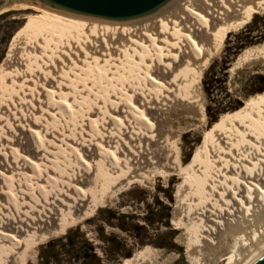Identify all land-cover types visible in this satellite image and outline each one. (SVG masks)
<instances>
[{"label": "rangeland", "instance_id": "rangeland-1", "mask_svg": "<svg viewBox=\"0 0 264 264\" xmlns=\"http://www.w3.org/2000/svg\"><path fill=\"white\" fill-rule=\"evenodd\" d=\"M85 23L88 25L80 26L66 18L47 14L44 11L23 5H16L15 8L0 12V160L16 168L19 165H25L24 159H26L27 153L25 148L23 149L20 145L24 143L22 131L28 129L26 127L31 121L34 124L38 123V125L35 124V127L37 130L39 128V132L37 135H35L36 132L31 134L33 136L30 137V142L32 141V145L43 151L50 145L49 135L46 136L44 130L46 132L51 129L49 130L51 136L61 134L63 131H66L71 137V134H73V139L69 140V144H57L51 149L47 170L52 172L53 175L51 173L49 188L45 189L46 187L38 186L35 182L36 178L41 179L45 175V170L42 167L33 169V178L27 179L21 176V180L18 177L19 173H16L12 177L6 176V178L0 179H5L1 182L5 188V196L7 197L10 194L7 197L10 206L15 205L13 209L19 208V194H22L23 191L33 207L42 205V203L49 202L51 191H58L61 186V188L65 187L70 177L81 178V175L91 173V171L93 174V179L86 186L88 191L85 192V195L83 194L85 198L87 195V198L89 197L86 198L89 205L87 204L86 209L83 211L87 212L88 215L82 213L79 217L74 215L68 217L67 225H65L66 229L63 233H56L47 238H27L25 246L23 245V248H20L22 253L19 256V261L17 259L14 264H230L233 258L226 259V250L223 246L226 235L224 237L221 229L223 230L225 227L222 217L226 215L225 218L228 217V220L232 217L228 214V207L223 201L221 202L220 194L216 190L213 192L214 189H210V187L211 184L219 182L216 181V177L219 176V167L228 163L225 162L220 166L221 162L227 161L231 157L223 149L228 146L231 148L238 143L236 149L241 148L240 142L246 136L264 134L262 131L264 130V123L260 122L264 120V11L260 14L251 13L249 21L239 24L232 31L221 32L220 42L214 50L209 51L206 61L203 60L197 68L198 72L197 69L190 70L191 72L188 71L187 83L189 85L184 88L185 92L180 90L182 95L180 94L181 97L180 95L179 97L184 101L183 98L188 95L185 103L189 105V109L180 105L171 107L170 104H164L163 107H168V111L173 114L177 113L176 115L182 113V115L174 118L173 128L170 129L168 138L161 141L163 142L161 146L164 157L161 162L154 159L152 163L148 162L147 168L140 165L142 168L139 170L137 168L138 162L130 161V164L126 166L127 168L125 167L126 172L120 171L119 174L117 173L118 176L117 174L114 175L115 178L109 172V167L111 165V167L119 169L122 166L119 151L103 147L104 149L100 153V155L103 154L101 155V159H104V161H101L103 163L100 162L101 166L98 164L95 169L91 170L92 168L85 164V160L81 159L83 155L76 146V141L80 142L82 137L86 138L85 140L90 137L97 142L105 140L102 135L106 130V117L109 113H114V109L119 111L121 106L125 109V117L115 122L110 119L111 122H109V127L112 128H109L111 130V132L109 131L111 140V133L116 136L117 134L123 135L128 129L129 134L131 132L134 135L137 134L138 140L145 133L153 134L152 131L156 129L155 123H148L145 114L143 118L142 114L144 112L139 111L140 109L133 108L131 110L133 103L134 105H137V103L132 93H130L129 87L144 89L149 96L151 95L152 98L157 99L160 104H162L161 99H163L165 88L162 86L159 88L160 85L158 88H154L155 86L150 84V79L148 80L144 76L145 67H152L156 65V62H159H148L151 56V60L155 59L153 51L148 50L147 53L143 54L142 50L137 49L136 51L135 49L134 53L136 55L124 54L122 62L118 60L116 63L117 68L112 71L110 65L107 64L109 62H105V58L110 53L106 49H109L111 43H113V35L104 33L99 29L97 34L93 33L95 34L94 38L93 34H87V31L92 30L93 26L90 25L94 23ZM108 23H101V25H107ZM108 25L125 28L136 27L121 24ZM44 31L48 34H45ZM42 33L45 36L40 35ZM37 37L42 38H38V41ZM50 37L52 40H49ZM99 37L102 38L99 39ZM48 41H51L52 44ZM72 42L74 48H97L98 50L102 47L101 55L104 62L102 61L101 64L93 59L92 64L91 62L88 63L83 67V70L68 72L69 77L67 74L63 75L65 81H67L66 83L70 82L71 87L73 86V89H71L80 97L76 104L78 110L73 105L67 104L69 101L66 99H61V97L49 93V95H45V101L47 100V102L44 106L46 108L48 105L46 109L53 108L52 111L55 114L51 116H55V118L53 117V119L50 116L48 118L49 124L45 125L40 115L43 107L39 104L41 85L44 82L42 80L48 77L49 70L53 65L55 66L59 55L65 52ZM82 44H84V47ZM35 45L38 48L40 45H44L45 51L47 50L44 60L37 54L40 49L34 51ZM28 47L31 49L29 50ZM46 47L50 49L48 50ZM54 58L57 60L55 59V61ZM158 58L162 60L160 57L156 59ZM106 59L109 60V58ZM41 62H47V64L42 63L41 65ZM45 70L48 71L45 72ZM113 72L116 74H113ZM126 95L129 98L127 100L125 99ZM53 98L57 101L51 100ZM59 100L61 103L62 101L67 102H64V106L63 103H60L61 106L58 105ZM68 105L73 111L75 109V113L69 109ZM208 107L211 109L208 110ZM135 110H138V112ZM92 111H98L101 120L100 118H93L88 125L89 134L86 135V132L84 134L79 131L81 129L79 126H82L87 114ZM130 112H132V115ZM157 113L159 115V112ZM137 114H140V116ZM50 118L52 119L50 120ZM140 119L142 120L140 121ZM129 120L131 125L128 122ZM217 120L219 124H216ZM125 121L129 124L127 125ZM39 124L41 125L39 126ZM149 126L154 128L152 129ZM77 131L79 132L78 135L81 134L82 136L75 135ZM74 150H77V152L79 150L80 153L78 154L80 155L78 156ZM104 153L109 154V156ZM200 172L202 173L201 177H199ZM257 173V169H254L252 175ZM19 179L21 184H19ZM40 191L44 193L42 194ZM243 195L245 196V193ZM47 199L48 201H46ZM217 201H220V203ZM216 206L218 207L216 208ZM211 207L213 210H208ZM224 207L227 209L225 210ZM111 213L116 214V216H112ZM229 213L231 212L229 211ZM179 214L181 216L177 221L176 218ZM239 215L236 213V216ZM208 218L217 221L216 224L206 222ZM259 228H261L260 225L258 231L262 229L259 230ZM209 233L212 235L208 236ZM211 240L213 244L210 243ZM219 242L222 245H219ZM128 256L132 259L129 260ZM231 256L233 257V255Z\"/></svg>", "mask_w": 264, "mask_h": 264}, {"label": "bare ground", "instance_id": "bare-ground-1", "mask_svg": "<svg viewBox=\"0 0 264 264\" xmlns=\"http://www.w3.org/2000/svg\"><path fill=\"white\" fill-rule=\"evenodd\" d=\"M16 5H23V6L28 7V8H36L38 10L44 11L47 14H51V15L53 14L57 17L66 18V19L70 20L71 22H73L74 24H77L80 26H87L88 24L85 22L94 23V24L90 25V26H93L92 30L87 31L88 35L93 34V33L97 34V30H99V29L102 30L104 33L112 34L114 41H113V43H111V41H110L111 46L109 49H106V50H109V52H110L108 57H106V58H109V60L105 58V60H106L105 62L106 63L109 62L107 64L110 65V70H112V71H114V69L117 68L116 63L118 62V60H119V62H122L124 54L126 55L129 53V54L134 55L135 49H136V51H137V49L142 50L143 54L147 53L148 50H151V51H153L155 59L151 60L152 59L151 58L152 56H151L148 62L159 61V62H156V65H153L152 67H145L146 69H144V70H146V71L144 72V74H145L144 76L147 77L148 80L150 79V81H151L150 84H151V86H155L154 88H158L159 85H160L159 88L161 86L165 88L163 99H161L163 105L160 104L157 101V99L152 98L151 95L149 96L148 93H146L144 91V89L138 88V87H134V88L129 87L130 88L129 91H130V93H132L133 97L135 98V102L137 103V105H134V103H133V105L131 106V103H129V101H128L129 105L132 108L131 110H133V108L134 109H140L139 111L144 112L142 114L143 118H144V114H145L146 120H148V123H150V124H151V122L155 123L156 129L154 131H152L153 134H146L145 133L144 135L139 137L140 140H138L137 134L134 135V134H132V132L129 134L127 132L129 130L128 129L125 131L126 133L123 135L117 134V136H116L113 133H111V138H112V140H111L110 136H109V134L111 132V130H109V128H110L109 122H111V120H112V122H113V120L115 122V121L121 120L123 117H125V113H126L124 111L125 109L123 106H121L119 111H117V109L113 108L115 110L114 113H112V114L109 113V115L107 116L108 118L106 117V123H105V129L106 130L104 131V135H102V136H104L105 140H101L100 142H97V141L92 140L90 137H88L87 140H85L86 138L82 137L80 142L76 141V146L81 151V155H83L82 156L83 158H81V159L85 160L84 161L85 164L88 165L89 167H91L92 168V169L90 168L91 170L95 169L101 161H104V159L103 160L101 159V155H103V154L100 155L101 151L104 149L103 147L109 148V149L112 148L114 150L119 151V156H120V160L122 162V166L120 165L121 167L119 169H116L114 167H111V165H110L109 172H111V174L113 176L117 173L119 174L120 171L126 172L125 167L128 166V164H130V161H137L138 162L137 164H139V165H137V168H139V170H141V168H142L141 166H143V168L146 167L148 162L152 163V161L154 159L155 160L157 159L161 162L162 158H164L163 152H162V146H161V144H163V142H161V141L163 139L166 140L168 138L169 131L171 128H173L172 122H173L174 118L175 117L177 118L178 116L182 115V113H180V115H176L177 113L173 114L172 112L168 111V109H167L168 107L167 108L163 107L164 104H170L171 107L172 106L175 107V105H180L181 107L184 106L185 108L189 109V107H188L189 105L185 103V99L188 97V95L186 96V98H183L184 101L182 99H180V97L182 95V93H180L181 92L180 90L184 91V88L188 87V85H189L187 83L188 71L196 70L200 66V64L203 60L206 61V59L208 58V55H209V51L214 50L216 48V46L218 45V43L220 42V33L221 32L232 31L239 24L249 21L251 13L260 14L262 11H264V0H175L172 3H170L166 8H164L161 12H159L158 14H156L150 18H147V19H144L141 21L131 22V23H110V22L108 23V24H121V25L136 26L134 28H125V27H119L116 25H111V26H109L108 24L107 25L106 24L101 25V23H106V22L99 21V20L97 21L94 19L93 20L87 19V18L86 19H79L78 17H75L73 15H70V14H67L64 12L53 11L49 8H46V7L37 5V4H33V3H28V2H25L22 0H13L10 4H6L2 8H0V12L7 10V9L15 8ZM56 13H58V14H56ZM97 22H100V23H97ZM49 31L51 32L52 29ZM54 31H56V30H54ZM44 33H45V31H44ZM37 34H38V32H37ZM37 34H35V35H37ZM45 34H48V33H45ZM95 34H93V36ZM40 35H43V33ZM53 35H55V34H53ZM43 36H45V35H43ZM32 37H34V36H32ZM39 37H37L36 39L38 40ZM89 37H87V38L89 39ZM41 38H39V39H41ZM94 38H95V36H94ZM101 38L99 37V39H101ZM53 39H55V38L53 37ZM33 40H34V38H33ZM37 40H36V42H37ZM49 40H52V38ZM71 40H69V41H71ZM43 43L45 44V41ZM49 43H51V41ZM53 43H54V40H53ZM76 43H78V42H76ZM106 43H108V42H106ZM32 44L34 45V43H32ZM98 44H99V40H98ZM29 45H27V46H29ZM46 45H47V43H46ZM82 45L84 47V44H82ZM43 46L44 45H42V46L40 45V47L38 48L35 45V47L34 46L33 47H34V51H35V49H36V51H38L37 49H40V51H38L37 54H39V57L43 58V60H44L45 59L44 55L47 52V50L45 51V47H43ZM30 47H28L29 50L31 49ZM101 48L98 49L99 51L97 50V48L96 49H92V48L91 49L90 48L80 49L78 47L74 48V44L72 42L70 44V46L68 47V49H66L65 52H62L59 55L58 60L56 59L58 56L56 58H54V60L56 59L57 61L56 60H55L56 62L54 61L55 66L53 65L54 66V67L52 66L53 68L51 66H50L51 67L50 70L48 68V70H49L48 77L46 79H44L41 76V78L44 79V80H42L44 82H43V85H41L42 90L39 94V96H40V99H39L40 103L39 104L41 107H43V109L41 108L42 113L41 112H38V113H41L40 115H41V118L44 120L43 123L45 125L49 124L48 118L51 115L55 114V112L52 111L53 108L46 109L48 105L45 108L44 104H45V102H47V100L45 101V95H47V94L49 95V93L50 94L53 93L55 96L61 97V99L64 98L67 101H69V102L66 101L67 104L69 103V105H71V106L73 105L74 107H76V104L80 100L79 99L80 97L78 96V94H76L75 91L72 90L73 86L71 87V84H69L70 82L68 81L69 83H66L67 81H65V79H64V76H65L64 74H67L68 72L69 73L74 72V71L79 72L80 70H83L84 69L83 67L85 65H87L88 63H90L93 59H96V61H98V63L99 62L101 63L104 59L101 55L102 54L101 52L103 50V49L101 50ZM46 49H48V48L46 47ZM51 49L53 50V48H51ZM26 54L28 55V52ZM37 54H35V55H37ZM146 55H144V56H146ZM49 56H51V55H49ZM157 57H160L162 60L163 59L164 60L162 61L159 58L156 59ZM147 58H149V56H147ZM254 58H256V57H254ZM29 60H31V59H29ZM96 61H94V62H96ZM38 63H39V61H38ZM42 63L47 64V62H41V65H42ZM145 63H147V62L145 61ZM46 64H45V66H47ZM91 64H92V62H91ZM152 64H155V63H152ZM39 65H40V63H39ZM239 65H241V64H239ZM36 67H37V64H36ZM85 68H87V67H85ZM47 71L45 70V72H47ZM37 72H38V70H37ZM197 72H198V69H197ZM17 73H18V71H17ZM73 74L75 75V73H73ZM113 74H116V73L113 72ZM191 74H189V75H191ZM67 76H68V74H67ZM76 76H77V73H76ZM72 77H74V76H72ZM36 78H38V77H36ZM149 82H148V84H149ZM43 93H44V95H43ZM179 95H180V97H179ZM55 96H52V97H55ZM128 96L130 97V95H128ZM100 99H102V98H100ZM115 99H116V97H115ZM125 99L126 100L129 99L127 97V95H126ZM51 100H56V99L53 98ZM64 102L62 101L63 106L66 103V102L65 103ZM155 102H157V103H155ZM60 103H61V101L59 102L58 105L62 104V103L61 104ZM79 104H81V103H79ZM193 104H194V101H193ZM54 105H56V104H54ZM74 107H72V108H74ZM63 108H66V107H63ZM69 109H71L70 106H69ZM71 110L73 111V109H71ZM77 110H78V108H77ZM74 111H75V109H74ZM136 112H138V110ZM157 112H159V115ZM89 113H92V114H89ZM89 113L87 114L86 118L84 119L82 126L81 125L79 126V128L81 127V129L80 130L78 129L80 132H83L84 134L86 132V135L89 134V130H87V129H88V125L92 121V119L93 118L94 119L100 118V120H101L100 113L98 111H92ZM130 113L132 115V112H130ZM6 114H8V113H6ZM140 114H141V112H140ZM140 114H137V115L140 116ZM51 117L55 118V116H51ZM52 118H50V120ZM104 119H105V116H104ZM141 120L142 119H140V121ZM176 121L178 122V120H176ZM100 122H102V121H100ZM104 122H105V120H104ZM125 122L127 123V121H125ZM128 122L130 123V120ZM68 123H69V121H68ZM118 123H119V121H118ZM129 123H127V125ZM35 124L38 125V123H35ZM35 124L32 121L29 122L28 126L26 127L28 129H25V130L23 129V131H22L24 143L23 144L20 143L21 144L20 146L23 147V149L25 148V151L27 153L26 159H24L25 165L24 166L19 165V167L16 168V167H12L11 164H5L0 160V179H2L4 177L6 178V176L12 177L16 173H19V175H18L19 178L21 176L22 177L24 176L27 179L33 178V175H34L33 169L34 168L40 169L42 167V169L44 168V170H45L44 171L45 175L41 179L36 178L35 182L38 184V186L46 187L45 189H47L50 187L49 186L50 185L49 180L51 179V173H52V172H49L47 170V164H49L48 162L50 160L51 149H52V147L56 146L57 144H65V143L69 144L70 143L69 140L73 139V134H71L72 135V137H71L66 131H63L62 133H64V135H62V133L61 134L59 133V134H54L53 136H51V134L49 132V130H51V129H48L46 132L44 130V134L46 136L49 135L50 145L46 148L45 151H43L42 149L40 150V148H38L37 146L35 147L34 145H32V141L30 142V140H31L30 137L33 136L31 134H33V133L35 134V132H36L35 135H37V133L39 132L38 131L39 128L37 130V128L35 127ZM40 125L41 124H39V126ZM130 125H131V123H130ZM66 128H67V126H66ZM150 128L153 129L154 127H150ZM58 129H59V127H58ZM73 129H75V128H73ZM110 129H112V128H110ZM130 129L132 131V127ZM103 130H104V128H103ZM262 131L264 132V130H262ZM257 132L259 133V131H257ZM78 134H79V132L77 131L75 135L82 136L81 134L80 135H78ZM262 134L259 133V134H257V136H254V134L246 136V138H244L242 140V142H240L241 143L240 145L242 146L241 148L238 147L239 149L238 148L236 149V146H238V144H239L238 143L235 146L231 147L228 151H225V153L230 154L231 157H229L230 159H227V161L221 162L220 166L225 164V162H228V163H227V165H223V166L219 167V171H218L219 176L217 175L218 176V177H216L217 179L215 178L216 181L217 182L219 181V182L211 184V187H210V189H214V190H212L213 192H215V190H216V192L220 194L221 202L223 201L225 203V205L228 207V209H229L228 214H229V216L232 217V218H229V220H228V217L226 219L225 218L226 215H224L222 217L223 220L220 219V220L225 222V227L223 228V230L221 229V231L224 233V237L226 235V238H225L226 241H225V244L223 245L225 250H226V253H225L226 259L233 258V260L231 261L230 264H254L259 258H261L264 255V226H263L264 225V134L263 135ZM78 140H80V139H78ZM104 143H105V145H104ZM101 145H102V147H101ZM79 150H78V152H77V150H74V151H76L78 154V153H80ZM17 153H18V151H17ZM109 153H110V151H109ZM79 155L80 154H78V156ZM105 155L109 156V154H107V153ZM224 157H225V155H224ZM102 158H104V157H102ZM113 158H114V156H113ZM114 160H117V159H114ZM106 161H107V159H106ZM117 162H120V161H117ZM101 163H103V162H101ZM116 166H117V164H116ZM163 166H165V165H163ZM163 168H165V167H163ZM254 169H257L258 173L255 175H252V172ZM38 171H40V170H38ZM73 172H75V171H73ZM254 172H256V171H254ZM41 174H39V175H41ZM118 174H117V176H118ZM39 175H37V176H39ZM52 175H53V173H52ZM119 176H121V175H119ZM78 177H79V175H78ZM114 178H115V176H114ZM20 179H19V184H21ZM59 179H63V178H59ZM92 179H93L92 171H91V173H88V174L86 173L85 175H81V178L70 177L69 180L66 182L65 187L61 188L62 187L61 186L60 190H58V186H57L58 191H53V190L51 191L52 194L51 195L49 194L50 195L49 202H46L44 204L42 203V205H38L35 207H33L30 204V200L28 199V196H26L24 191L21 192L22 191L21 190L20 192L22 194H19V208H17V209H13V207L15 208V205L14 206L11 205L12 207L10 206L9 199L7 198V197H9L10 194H8L7 197L5 196V188L1 182V181H4L5 179L0 180V264H14L17 261V259L19 261V256L22 253V250L20 251V248L21 247L23 248V245L25 246V244H26L25 242H27L26 241L27 238H29V237L30 238L34 237V239H37L39 237H41V238L46 237L47 238V237H49L53 234H56V233H63V231H65V229H66L65 225H67L68 217H70L72 215H74L75 217L76 216L79 217L82 215V213H86L88 215L87 212H83L86 209V206L88 204V202L86 200L88 195L86 196V198L84 197V195H85V192L88 191L86 186L89 184V181H91ZM7 180H8V178H7ZM29 186L31 187V185H29ZM20 188H21V186H20ZM40 192L42 193V191H40ZM243 193H245V196L243 195ZM88 194H89V192H88ZM10 198H12V197H10ZM46 201H48V199ZM211 201H212V199H211ZM217 202H216V205H217ZM17 203H18V201H17ZM218 203H220V201ZM34 205H37V204H34ZM217 207L218 206H216V208ZM209 209H212V207L208 208V210ZM226 209L227 208H225V210ZM229 211L231 213H229ZM214 213H215V211H214ZM236 213L240 214V215L236 216ZM73 220H75V219H73ZM220 220H219V222H220ZM206 222H210V224L214 225V223L216 224L217 221H215V220L212 221L211 219L208 218L206 220ZM207 224H209V223H207ZM220 224H222V223H220ZM222 225H224V224H222ZM259 225L262 228V229L259 228V230L261 229L260 231H258ZM203 228H205V227H203ZM219 232H220V230H219ZM211 235L212 234H210L208 236H211ZM222 236H223V234H222ZM218 237H219V235H218ZM216 241H218V240H216ZM210 243H212V240ZM214 244H216V243L214 242ZM219 245H222V243L219 242ZM219 247H221V246H219ZM214 254H216V253H214ZM231 255H233V257ZM20 261H21V258H20Z\"/></svg>", "mask_w": 264, "mask_h": 264}, {"label": "water", "instance_id": "water-1", "mask_svg": "<svg viewBox=\"0 0 264 264\" xmlns=\"http://www.w3.org/2000/svg\"><path fill=\"white\" fill-rule=\"evenodd\" d=\"M13 0H0V8ZM53 11L110 23H131L150 18L175 0H22ZM254 264H264V255Z\"/></svg>", "mask_w": 264, "mask_h": 264}, {"label": "trees", "instance_id": "trees-1", "mask_svg": "<svg viewBox=\"0 0 264 264\" xmlns=\"http://www.w3.org/2000/svg\"><path fill=\"white\" fill-rule=\"evenodd\" d=\"M211 108L210 107H208V110H210ZM245 110H248V109H245ZM250 115H253V114H250ZM216 119V118H215ZM260 122H262V123H264V120L263 121H260ZM216 124H219V121L217 120V122H216ZM247 135H248V133H246ZM230 149V146H228L227 148H225V149H223L224 151H228ZM202 172V171H201ZM200 172V174H199V177H201V173ZM168 198H170V196H168ZM174 203H175V200H174ZM111 215L112 216H116V214H112L111 213ZM180 216H181V214H179V216L176 218L177 219V221L179 220V218H180ZM103 231V230H102ZM52 237H54V236H52ZM51 238V237H50ZM49 239V238H48ZM50 242V241H49ZM128 259L130 260V259H132L130 256H128ZM49 263V262H48Z\"/></svg>", "mask_w": 264, "mask_h": 264}]
</instances>
